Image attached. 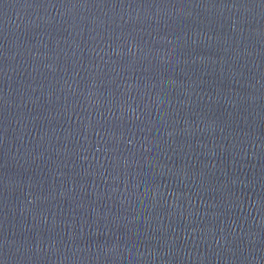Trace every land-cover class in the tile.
<instances>
[{"label": "water", "instance_id": "95a60500", "mask_svg": "<svg viewBox=\"0 0 264 264\" xmlns=\"http://www.w3.org/2000/svg\"><path fill=\"white\" fill-rule=\"evenodd\" d=\"M0 264H264V0H0Z\"/></svg>", "mask_w": 264, "mask_h": 264}]
</instances>
